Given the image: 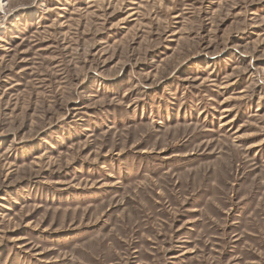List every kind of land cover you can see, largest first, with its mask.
Returning <instances> with one entry per match:
<instances>
[{"label": "rangeland", "instance_id": "obj_1", "mask_svg": "<svg viewBox=\"0 0 264 264\" xmlns=\"http://www.w3.org/2000/svg\"><path fill=\"white\" fill-rule=\"evenodd\" d=\"M0 264H264V0H0Z\"/></svg>", "mask_w": 264, "mask_h": 264}]
</instances>
